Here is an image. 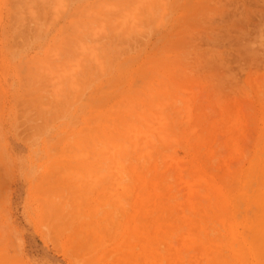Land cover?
Listing matches in <instances>:
<instances>
[{"label":"rangeland","instance_id":"374dc122","mask_svg":"<svg viewBox=\"0 0 264 264\" xmlns=\"http://www.w3.org/2000/svg\"><path fill=\"white\" fill-rule=\"evenodd\" d=\"M0 264H264V0H0Z\"/></svg>","mask_w":264,"mask_h":264}]
</instances>
